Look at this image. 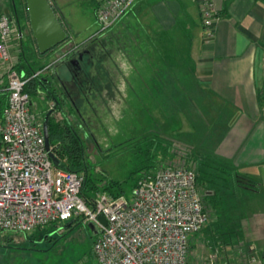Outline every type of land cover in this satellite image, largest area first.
<instances>
[{
    "label": "built area",
    "instance_id": "built-area-1",
    "mask_svg": "<svg viewBox=\"0 0 264 264\" xmlns=\"http://www.w3.org/2000/svg\"><path fill=\"white\" fill-rule=\"evenodd\" d=\"M136 0H100L96 23L115 24ZM202 38L212 40L220 19L214 0H196ZM17 19L0 14V64L6 77V102L0 113V233H27L37 227L80 218L97 228L93 264H220L214 253L200 263L190 254V237L201 231L208 211L196 185L194 168L169 164L141 173L132 198L81 192L85 174L55 167L45 146L42 121L31 110L27 85L61 58L26 75L17 69L20 45ZM102 214L103 225L98 220ZM249 260L253 257L249 255ZM238 264V263H237ZM245 264V263H244Z\"/></svg>",
    "mask_w": 264,
    "mask_h": 264
},
{
    "label": "rangeland",
    "instance_id": "rangeland-1",
    "mask_svg": "<svg viewBox=\"0 0 264 264\" xmlns=\"http://www.w3.org/2000/svg\"><path fill=\"white\" fill-rule=\"evenodd\" d=\"M23 1L0 0V11L7 9L12 14L14 3L21 7ZM56 2L69 24L66 46L80 44L94 34L98 28L95 19L98 2L93 3L89 0H56ZM128 11L129 9L118 25L109 32L119 35L112 37V42L115 49L113 61L120 68L127 61L128 36L142 31L143 28L135 25L126 29L123 26L122 21L128 17L126 15ZM20 24H26L23 18H20ZM16 28L18 24L15 22ZM21 32L22 43L18 46L16 39L15 44L13 40L15 50L20 51L22 46L26 56L29 52L34 54V41L28 24ZM137 43L131 41L130 56L134 55V60L145 56L148 62L153 53L148 49L145 54L142 51L138 52ZM13 53L16 54L14 49ZM56 55V50L51 49L43 55L35 53L28 55L27 58L38 64L47 65L56 58ZM186 68L188 74L174 70L171 73H163V99L155 100L156 105H149L153 100L147 97V91H144L145 98H141L146 100V103L144 100L130 96L128 100L130 105L123 107L124 114L119 112L120 107L115 106L111 107V111L98 114L100 122L94 127V136L100 143L101 149L93 147L84 151L87 173L95 183L102 186L110 181H116L123 187L124 196L130 200L135 181L144 170L169 164L197 168V154L202 155L204 152L207 155V153L204 148L200 147L202 152L193 148L194 144L190 142L189 134L198 135L200 131L205 132L201 117L204 106L201 105H209V98L196 83L194 72L191 73L188 66ZM47 73L48 71L41 72L40 77ZM115 79L121 80V76L116 75ZM178 87H186L184 89L187 90V94H190L188 90L190 89L193 95L192 97L188 95V105H183L181 99L179 103L170 106L168 99L164 101V96L168 94L165 90L171 91L170 94L174 97L178 93ZM28 91L30 108L40 120L46 106L33 91L32 86L28 87ZM134 92L141 93L135 90L130 91V94ZM1 98L0 107L3 105L1 103L3 97ZM212 119L215 117L213 116ZM158 140L161 141L160 144ZM65 162L66 159L63 158L62 163ZM222 191L225 192L226 189ZM235 193L234 197L221 196V200L224 201V204L221 203L223 211L214 213L204 229L190 237V254L201 260L200 263L207 260L209 253H214L220 264L232 262L244 264L247 256L253 252L249 247L251 241V245L256 248V254L259 255L257 250L262 245L260 243L262 241L255 239L258 238L255 236L257 231L264 230V225L257 226L251 223L257 220L256 213L263 208L264 203L249 192L236 189ZM65 223H54L53 226L46 227V230L29 235L9 234L7 238L0 235V244L6 243L11 246V248L0 247V264H93L91 248L94 235L91 234L86 223L78 219L73 222L71 229L64 233Z\"/></svg>",
    "mask_w": 264,
    "mask_h": 264
},
{
    "label": "crops",
    "instance_id": "crops-1",
    "mask_svg": "<svg viewBox=\"0 0 264 264\" xmlns=\"http://www.w3.org/2000/svg\"><path fill=\"white\" fill-rule=\"evenodd\" d=\"M53 1L69 26L56 0ZM214 4L220 19L214 38L209 41L202 38L196 0H136L124 22L135 23L150 33L153 31L152 34L162 30L174 32L178 27L187 31L195 78L217 105L215 120L223 125L214 153L234 165L242 183L239 189L264 203V0H214ZM151 35L141 34L137 40L128 36L127 61L121 68L111 59L106 61L102 71L93 72V75L100 73L105 77L91 88V100L97 105L98 114L111 111L113 106L120 107L119 112L124 114L123 107L130 105V96L144 100V91L153 100L149 105L162 100V75L177 71V68L163 67L155 54L148 62L145 56L134 60V55L129 54L131 41L147 42ZM157 35L152 37L155 42ZM170 37L175 39L177 35ZM12 48L17 52L14 46ZM146 51L145 47L142 52ZM116 75H120L121 80H116ZM5 84V72L0 64V100L3 97L0 113L7 98ZM135 90L141 93L130 94ZM71 121L76 124L75 119ZM256 215L257 220L251 224L264 225V205ZM255 237L262 241L257 250L259 255L251 241L253 260L250 261L248 255L245 264H264V230L257 231Z\"/></svg>",
    "mask_w": 264,
    "mask_h": 264
},
{
    "label": "trees",
    "instance_id": "trees-1",
    "mask_svg": "<svg viewBox=\"0 0 264 264\" xmlns=\"http://www.w3.org/2000/svg\"><path fill=\"white\" fill-rule=\"evenodd\" d=\"M50 1L60 21L68 30V25L65 23L60 11L57 9L56 5L54 4V1L53 0ZM4 11L5 9L0 11V14L3 13ZM7 12H9V10H7ZM12 14H14L17 19L18 30L21 34V38H20V44H21L22 43L21 30L22 28L26 27L27 24L29 27L25 1H23V6L21 7L14 3V5L12 6ZM122 17L115 24H113L112 26H110L105 30L99 31L97 28L95 31L96 34L100 33L99 35H102L104 37L103 39L105 40L117 36L116 34H112V33L109 34V32H111L115 28V26L118 25V23L122 20ZM20 18H23L24 22L26 23L25 25L20 24ZM123 24H124L123 26L126 27V29L130 26H135L133 23H129V22H124ZM29 32L31 33L30 28H29ZM155 33L158 34L157 35L158 41L156 42L152 38ZM141 34L151 35L152 33L142 28V31L138 33H131V36H133V38L137 40L138 36ZM170 35H177V38L173 39L170 37ZM188 36L189 35L187 31L185 29H181L180 27H178L177 31L174 32L163 31V30L159 32L156 31L151 36L147 37L148 38L147 42L146 41L138 42L137 47L139 51H145V47L146 50L147 49L150 50L161 61L163 67L174 66L177 68V71L188 74L189 71L186 68L188 66L190 68L191 73H193L195 70V64L193 59L190 57V51H189L190 43L187 40ZM33 44H34L33 45L34 54L38 53L35 47V43ZM149 45L151 46L150 48ZM32 53L33 52H29L28 55L30 56L34 55ZM28 55L26 56L24 48L21 46V50L19 51V63L17 65V69L19 71L24 72L26 75H29L33 71L40 70L45 66V64H38V62H35L34 60L32 61L28 60L27 58ZM100 70L102 71V68H100ZM94 77L95 78L93 84L105 80L104 74L100 75L99 73L98 75H94ZM35 81L36 80L30 81V83L26 87L27 90L29 86L33 87ZM196 83L198 84L197 80ZM184 88L186 87H178L177 89L178 93L177 95H174V97L172 96V94H170L171 91L165 90L168 92V94L167 96L166 95L164 96V101L168 99V101H170V106H172L173 103L175 104L179 103V101L183 99V105H188L187 103L189 97L188 95L192 97L193 92L190 89H188L190 91V94H187V90H185ZM202 91L205 92L206 93L205 95L209 98L208 99L209 105H204L203 102H201V104H203L201 106H204V112L201 115V117L204 122L203 126H205V132L200 131L198 135L189 134V136L191 137L190 142L194 144L193 145L194 149H198V150L200 149L199 152H202L203 150L201 151V148H204V151L207 153V155L204 152L202 153V155L197 154L198 165L197 168L194 169V171H195L196 185L202 194L204 205L208 211V216H209L207 219L208 222L210 220V217L214 213L223 211V207L221 203L224 204V201L221 200V196L222 197L224 196V198L226 195H230L231 197H234L235 194L236 196L235 191L236 189H239L241 187L242 183L239 179L240 177L234 165L230 161H227L226 159L219 157L214 153L213 149L217 146L220 136L219 130L221 129V127H223V125L222 122L220 123L215 120L218 109H217V105L212 101L211 95L204 90ZM161 95H163L162 90H161ZM77 104L79 106L81 105L80 102H77ZM213 116L215 117V119H212ZM47 124H48V133H49V142H50L51 151L60 160L61 162L60 168L67 170L81 171L85 174V181L81 194L84 197H86L87 201L92 199L96 191H104L111 194L112 196L124 195L123 187L121 186L120 183L116 181H110L102 186H99L98 183H95L93 179L89 177L87 173V167H85V160H84L85 149H81L77 137L74 134H72V132L69 131L67 124H64L63 122H57V120L56 121L49 120ZM179 134L181 133H178V135ZM160 143L161 141L158 140V144ZM63 158L66 159L65 163H62ZM152 169L154 168L144 170L143 172L150 171ZM223 189H226V191L223 192L222 191ZM251 199L254 200L255 198H251ZM78 219L80 218L71 219L70 220L71 224L68 227H63L64 233H67L73 226V222L77 221ZM207 222L205 223V225L207 224ZM205 225L202 227L201 230L204 229ZM48 226H53V224L43 227H37L33 231L27 233H0V235H2L5 238H7L9 234L29 235L32 233H37V231L41 232V230L44 229L46 230V227ZM93 239L94 238H92V242ZM0 247L11 248V246L6 243H3L2 245L0 244Z\"/></svg>",
    "mask_w": 264,
    "mask_h": 264
},
{
    "label": "flooded vegetation",
    "instance_id": "flooded-vegetation-1",
    "mask_svg": "<svg viewBox=\"0 0 264 264\" xmlns=\"http://www.w3.org/2000/svg\"><path fill=\"white\" fill-rule=\"evenodd\" d=\"M103 38L102 35L94 33L80 44L66 46V39L53 48L61 58L52 70H48L47 75L38 78L43 79L45 86L60 101L63 115L59 113L58 106L51 101L49 94L39 85V81L36 80L33 84V91L46 106L40 119L42 123L45 115L49 113L47 122L57 120L67 124L69 131L77 137L81 149H101L94 136V127L100 121L97 120L98 107L91 100V88L95 78L93 72L102 68L106 61L113 59L115 52L112 38ZM71 119H75L76 124Z\"/></svg>",
    "mask_w": 264,
    "mask_h": 264
},
{
    "label": "water",
    "instance_id": "water-1",
    "mask_svg": "<svg viewBox=\"0 0 264 264\" xmlns=\"http://www.w3.org/2000/svg\"><path fill=\"white\" fill-rule=\"evenodd\" d=\"M26 5V13L29 21V28L35 43L38 54L43 55L49 50L53 49L58 44L65 41L68 36V30L60 21L57 13L54 11L50 0H24ZM7 12V9H5ZM39 85L43 87L52 102L58 106L59 113L63 115L64 111L57 97L45 86L43 79H36ZM47 113L43 119V135L45 138V146L48 155L51 158L55 167H60V160L51 151L49 142V133L47 125ZM98 220L105 225L106 220L102 214L98 215ZM71 222L65 223L64 227H68ZM92 235L97 234V228L92 222L86 223Z\"/></svg>",
    "mask_w": 264,
    "mask_h": 264
}]
</instances>
